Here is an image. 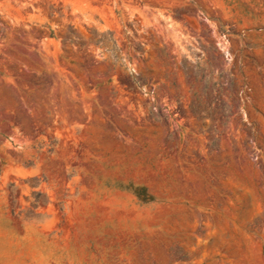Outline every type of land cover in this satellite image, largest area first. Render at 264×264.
Wrapping results in <instances>:
<instances>
[{
	"label": "rangeland",
	"instance_id": "374dc122",
	"mask_svg": "<svg viewBox=\"0 0 264 264\" xmlns=\"http://www.w3.org/2000/svg\"><path fill=\"white\" fill-rule=\"evenodd\" d=\"M0 264H264V0H0Z\"/></svg>",
	"mask_w": 264,
	"mask_h": 264
}]
</instances>
